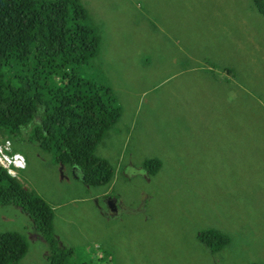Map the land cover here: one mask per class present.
Returning a JSON list of instances; mask_svg holds the SVG:
<instances>
[{
    "label": "rangeland",
    "instance_id": "rangeland-1",
    "mask_svg": "<svg viewBox=\"0 0 264 264\" xmlns=\"http://www.w3.org/2000/svg\"><path fill=\"white\" fill-rule=\"evenodd\" d=\"M78 1L98 51L77 75L119 107L94 151L113 175L85 185L31 127L12 138L25 167L10 175L50 207L57 239L0 202V235L27 245L15 264H50L57 246L70 264H264V16L252 0ZM205 229L227 243L210 249Z\"/></svg>",
    "mask_w": 264,
    "mask_h": 264
},
{
    "label": "trees",
    "instance_id": "trees-1",
    "mask_svg": "<svg viewBox=\"0 0 264 264\" xmlns=\"http://www.w3.org/2000/svg\"><path fill=\"white\" fill-rule=\"evenodd\" d=\"M252 2L264 16V0ZM86 18L78 0H0V144L8 140L16 153L12 138L31 127L30 140L53 152L57 163L74 168L85 185L95 186L109 183L113 175L94 151L120 112L109 88L77 75L98 51ZM159 166L150 160L146 168ZM0 202L21 207L39 234L57 244L50 207L1 165ZM198 238L214 250L228 241L217 229L202 230ZM26 248L18 234H1L0 264H15ZM71 254L57 246L48 261L70 264Z\"/></svg>",
    "mask_w": 264,
    "mask_h": 264
},
{
    "label": "built area",
    "instance_id": "built-area-1",
    "mask_svg": "<svg viewBox=\"0 0 264 264\" xmlns=\"http://www.w3.org/2000/svg\"><path fill=\"white\" fill-rule=\"evenodd\" d=\"M0 165L11 175L14 173L12 167L17 169L25 167L24 157L19 153L11 152V143L8 140L0 144Z\"/></svg>",
    "mask_w": 264,
    "mask_h": 264
},
{
    "label": "flooded vegetation",
    "instance_id": "flooded-vegetation-1",
    "mask_svg": "<svg viewBox=\"0 0 264 264\" xmlns=\"http://www.w3.org/2000/svg\"><path fill=\"white\" fill-rule=\"evenodd\" d=\"M119 203L120 202L117 200V198L105 197L104 209H103L104 214L116 216L120 210Z\"/></svg>",
    "mask_w": 264,
    "mask_h": 264
}]
</instances>
